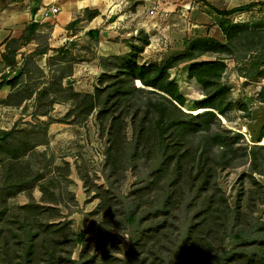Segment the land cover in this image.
Returning <instances> with one entry per match:
<instances>
[{"label": "trees", "instance_id": "trees-1", "mask_svg": "<svg viewBox=\"0 0 264 264\" xmlns=\"http://www.w3.org/2000/svg\"><path fill=\"white\" fill-rule=\"evenodd\" d=\"M250 4L214 8L220 14L218 27L224 41L210 36L194 39L184 51L167 55L159 63L137 62L136 50L111 56L116 62L114 71L101 73L93 93L84 94L91 107H98L96 115L101 124L107 123L108 132L107 188L96 187L100 191L99 232L113 251L118 248L113 232L127 233L129 246L123 257L103 253L99 261L93 256L84 261L71 259V247L83 241L84 235L71 231L69 220L42 218L43 211L54 207L44 206L32 196L16 209L8 206V198L30 191L39 175L30 177L31 171L25 167L20 172L17 160L25 151L9 147L4 141L11 131L0 130V264H264V220L252 214V196L262 201L263 186L251 176L254 171L264 175V126L259 134L261 144L237 147L238 135L221 128L216 118L232 105L221 83L224 54L233 55L234 61L251 57L249 65L263 66L258 73L264 77V31L227 17ZM37 25L33 19L26 30L33 32ZM94 32L87 31L92 36ZM11 40L21 41L20 37ZM4 44L2 61L13 64L15 45L6 53ZM204 54L212 57L200 59ZM182 62L189 63L186 72L204 95L192 111L184 110V95L168 72ZM18 75L17 71L9 78L6 74L0 86L15 81ZM259 96L264 101L263 91ZM127 120L130 137L125 131ZM246 162L255 189L249 190L245 215L227 204L215 173L220 167ZM126 170L134 181L130 192L121 193L119 199L110 186L119 184ZM39 189L43 193L41 186ZM54 198L47 202L55 203ZM174 228L178 233L172 235ZM240 240L247 242V251L227 248ZM163 253L166 258L158 262Z\"/></svg>", "mask_w": 264, "mask_h": 264}, {"label": "rangeland", "instance_id": "rangeland-1", "mask_svg": "<svg viewBox=\"0 0 264 264\" xmlns=\"http://www.w3.org/2000/svg\"><path fill=\"white\" fill-rule=\"evenodd\" d=\"M45 1L0 0L1 51H4L5 42L8 46L6 53L15 45L13 64L5 65L0 59V79L6 74L11 77L14 71L19 72L15 81L0 86V130L11 131L8 141H4L9 147L17 146V151H25L17 160L20 172L25 167L31 171L30 177L39 175L35 181L37 185L30 191L23 190L10 196L7 203L16 209L28 203L32 196L38 203L54 207V210L43 211L42 218L53 222L69 220L70 230L84 235L83 241L71 247V259L84 261L93 256L99 261L103 253L121 258L129 246L127 233L123 230L113 232L118 247L113 251L104 244L99 232L100 191L96 187L107 188L104 180L107 123H100L96 115L98 107H91V100L84 94L93 93L94 87L99 85L101 73L114 71L116 62L111 56L136 50L137 62L159 63L167 55L184 51L194 39L210 36L224 41L218 27L220 14L214 8L228 9L252 3L227 17L264 31V0H79L75 8H60L61 20L57 17L59 12L46 20L38 19L36 29L28 32V24ZM63 1L73 0H57L59 5ZM93 6L103 8L111 21V26L102 32V43L114 45L122 42L117 47L123 49L117 54L99 56V72L87 82L86 88L90 91L79 92L73 87L75 78L71 75L75 68L93 59L98 40L62 38V44L49 47L47 39L56 23L60 36L63 34L61 23L65 29H77L80 20L85 22L98 13ZM19 37V43L11 40ZM23 38L27 39L23 41ZM108 50L112 51V48ZM210 57L204 54L200 59ZM250 58L234 61L233 55L224 54L221 83L226 87V97L231 99L232 105L223 115H216L221 128L238 135L235 145L247 148L253 143L261 144L258 140L263 137L259 138V134L264 126V101L259 100V92H264V77L258 73L263 66L254 68L249 65ZM188 64L179 63L168 72L184 95V109L192 111L199 106L204 95L200 85L188 76ZM126 125L125 131L130 137L128 120ZM249 173L248 162L220 167L215 173V181L227 204L238 207L245 215L249 212L246 207L249 190L255 189ZM2 174L0 165V179ZM251 176L263 186L262 201H256L257 195L252 196L255 197L252 198L255 202L252 214L264 220V175L254 171ZM133 181L130 170H126L119 184H111V193L121 199V193L130 192ZM52 198L56 199L55 203L47 202ZM176 233L178 229L174 228L172 235ZM240 241L238 245H227V248L238 247L247 251V242ZM164 253L158 262L166 258ZM234 264H241V261Z\"/></svg>", "mask_w": 264, "mask_h": 264}, {"label": "crops", "instance_id": "crops-1", "mask_svg": "<svg viewBox=\"0 0 264 264\" xmlns=\"http://www.w3.org/2000/svg\"><path fill=\"white\" fill-rule=\"evenodd\" d=\"M77 2H79V0H73V1H63L60 4V8L62 7L64 8H68L69 6L72 8L77 5ZM60 3V2H59ZM95 7V9L98 11V13L96 15H93L92 17H90V19H86L85 22L84 20H80L78 22V24L80 25H76L77 29L75 30H71L70 29H65L63 27H65L63 24L61 23L62 29H63V34L62 36L59 35V31H57L56 28V24L58 25V23L54 24V27L50 30L49 36H48V46H57L58 44H62L63 39L62 38H73L71 40H79L80 38H84V39H92L95 38L97 39V47L96 48V52L94 53V57L92 60L88 61V63L86 64H81L79 66L78 69L75 68V72L72 73L71 77L75 78V83L73 84V87L75 90L81 92V91H90L89 88H86L87 86V82L88 81H92V79H94V76L96 73L99 72V63H98V57L99 56H105L108 55L109 53H119L122 52L123 48H118L117 44H120L122 42H115L114 45L111 44H104L101 41V36H102V32L103 30H107V28H109L111 26V21H109V19L107 18L108 13L104 14V10L103 8L99 7V6H93ZM61 11H59V13L57 14V17L62 18ZM107 18V19H106ZM75 26V27H76ZM12 28V26H10ZM10 27H8V31L10 30ZM88 30H96V32L93 33V36L90 35L89 33H87ZM111 31L113 32L114 29H111ZM67 32V33H66ZM1 33V31H0ZM61 34V33H60ZM104 38V37H102ZM2 40V39H1ZM108 48H112V51H109ZM116 48V50L114 51V49ZM108 50V51H107ZM0 51H1V47H0ZM0 59H1V52H0ZM84 68V70H83ZM78 73V75H77ZM85 85V86H84ZM84 86V87H83ZM3 87V86H2Z\"/></svg>", "mask_w": 264, "mask_h": 264}, {"label": "built area", "instance_id": "built-area-1", "mask_svg": "<svg viewBox=\"0 0 264 264\" xmlns=\"http://www.w3.org/2000/svg\"><path fill=\"white\" fill-rule=\"evenodd\" d=\"M60 10L57 0H46L44 5L38 9V14L34 16V20H46L55 16Z\"/></svg>", "mask_w": 264, "mask_h": 264}, {"label": "water", "instance_id": "water-1", "mask_svg": "<svg viewBox=\"0 0 264 264\" xmlns=\"http://www.w3.org/2000/svg\"><path fill=\"white\" fill-rule=\"evenodd\" d=\"M137 80L140 82V80H139V79H137ZM137 80H136V81H137ZM184 110H185V109H184ZM259 143H260V142H259ZM263 145H264V144H263Z\"/></svg>", "mask_w": 264, "mask_h": 264}, {"label": "bare ground", "instance_id": "bare-ground-1", "mask_svg": "<svg viewBox=\"0 0 264 264\" xmlns=\"http://www.w3.org/2000/svg\"><path fill=\"white\" fill-rule=\"evenodd\" d=\"M140 83V82H139ZM263 139V138H262Z\"/></svg>", "mask_w": 264, "mask_h": 264}]
</instances>
